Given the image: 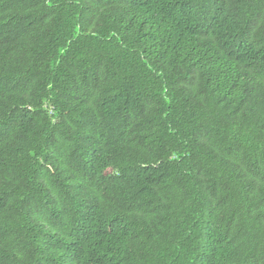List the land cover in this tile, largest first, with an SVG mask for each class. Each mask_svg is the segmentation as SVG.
<instances>
[{
    "label": "trees",
    "instance_id": "obj_1",
    "mask_svg": "<svg viewBox=\"0 0 264 264\" xmlns=\"http://www.w3.org/2000/svg\"><path fill=\"white\" fill-rule=\"evenodd\" d=\"M0 264H264V0H0Z\"/></svg>",
    "mask_w": 264,
    "mask_h": 264
}]
</instances>
